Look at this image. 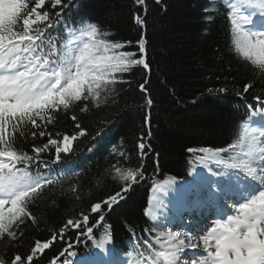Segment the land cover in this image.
Instances as JSON below:
<instances>
[{
    "label": "snow or ice",
    "instance_id": "1",
    "mask_svg": "<svg viewBox=\"0 0 264 264\" xmlns=\"http://www.w3.org/2000/svg\"><path fill=\"white\" fill-rule=\"evenodd\" d=\"M154 3L166 10L162 0ZM222 4L230 23L228 50L252 77L242 85L232 80V94L244 109V119L238 121L241 131L224 147L188 149L195 157L189 163H198L203 170L192 167V183L175 189L170 222L178 220L187 228L184 214L200 213V221L191 222L192 231H154L167 227L155 223L161 209L159 194L173 190L176 179L153 182L144 209L153 229L146 230L148 238L143 240L135 236L126 264H264V119H256L264 117V84L260 83L264 81V22L254 20L264 17V0H222ZM86 7L87 0H0V264H39L45 250L57 241H64L65 247L49 264H72L62 259L76 255L65 240L67 233L75 230L78 236L91 238L96 227L103 228L105 235L94 246L107 252L111 234L110 225L103 223L106 213L119 208L133 186L145 179L150 156L159 167V153L150 143L154 100L147 58L149 2L132 0L131 19L138 33L134 41L115 39L111 30L92 20ZM219 7L210 0L202 9L207 23L214 22ZM225 70L231 71V66ZM129 74L139 79H129ZM135 89L143 101L137 107L145 110L144 132L135 145L137 165L122 166L120 161L110 165L106 171L112 181L119 182L112 194L91 203L87 212L68 218L49 239H34L26 251H20L29 225L40 223L32 207L46 191L75 176L54 174L52 165L61 161L62 153L73 151L74 141L89 135L75 113L69 117L73 134H54L48 127L56 124L58 114L107 107L121 93ZM206 91L227 97L228 78L224 85ZM96 135H102V130ZM37 137L47 141L36 144ZM30 141L29 151L25 145ZM50 153H54L52 159L43 158ZM113 154L129 159L125 151ZM68 190L80 199L77 185L71 184ZM90 214L97 217L91 224Z\"/></svg>",
    "mask_w": 264,
    "mask_h": 264
},
{
    "label": "trees",
    "instance_id": "2",
    "mask_svg": "<svg viewBox=\"0 0 264 264\" xmlns=\"http://www.w3.org/2000/svg\"><path fill=\"white\" fill-rule=\"evenodd\" d=\"M148 2L147 58L152 70L151 94L154 100L150 109V143L159 153V167L154 165L156 158L150 156L146 161L145 179L133 186L119 208L106 213L103 223L110 225L116 241L125 240L131 232L143 231L146 223L143 210L151 184L169 175H182L191 159L189 148L220 147L230 141L243 110L242 102L232 94V80L234 78L237 85H242L252 79L249 71L228 50L230 23L222 0H212L213 5L219 4L220 7L211 24L204 20L202 11L210 0H162L166 10L154 0ZM131 7L132 0H87L84 11L93 21L111 30L115 39L134 41L138 33L131 19ZM229 65L231 71H226ZM225 77L228 78L230 94L225 98L209 95L206 90L224 85ZM127 78L139 79V76L129 74ZM260 83L264 84V81ZM141 103L139 90L135 89L121 93L116 102H110L107 107L88 113L74 108L67 115L58 114L56 124L50 125L47 131L73 134L74 123L69 117L75 113L89 135L74 141L73 151L62 153L61 161L52 165L54 174L75 176L62 186L46 191L44 198L32 207L40 223L37 227L29 225L25 247L20 251H26L34 239H49L68 218H76L81 211L87 212L91 203L112 194L119 182L112 181L106 171L110 165L117 161L122 166L137 165L135 145L144 132L142 117L145 110L137 107ZM104 121L111 123H102ZM101 130L99 137L96 134ZM46 141L47 137H37L34 143ZM32 143L25 145L26 150L30 151ZM120 151L128 154L127 161L113 154ZM53 156L54 153H50L43 158L52 159ZM70 160L72 163L67 164ZM71 184L77 185L79 200L68 190ZM96 219L95 214H90V224ZM102 235L105 231L99 227L94 228L91 238L86 234L78 236L75 230H71L65 240L77 238L80 243L87 237L94 243L95 237L101 238ZM62 245L61 241L54 242L45 250L39 264H49Z\"/></svg>",
    "mask_w": 264,
    "mask_h": 264
},
{
    "label": "bare ground",
    "instance_id": "3",
    "mask_svg": "<svg viewBox=\"0 0 264 264\" xmlns=\"http://www.w3.org/2000/svg\"><path fill=\"white\" fill-rule=\"evenodd\" d=\"M174 189H176V188H178L177 186H175V185H173L172 186ZM163 193H160L159 195L161 196ZM209 215H211V211H209V213H208ZM188 228H190V225L188 226ZM186 231H189V230H186ZM199 243H201V242H199ZM201 246H202V243H201Z\"/></svg>",
    "mask_w": 264,
    "mask_h": 264
},
{
    "label": "rangeland",
    "instance_id": "4",
    "mask_svg": "<svg viewBox=\"0 0 264 264\" xmlns=\"http://www.w3.org/2000/svg\"><path fill=\"white\" fill-rule=\"evenodd\" d=\"M163 205V203H161Z\"/></svg>",
    "mask_w": 264,
    "mask_h": 264
}]
</instances>
